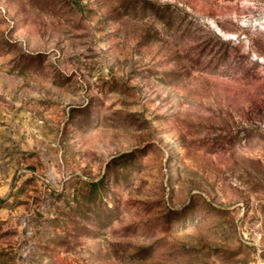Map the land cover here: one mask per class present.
Instances as JSON below:
<instances>
[{
  "label": "rangeland",
  "instance_id": "1",
  "mask_svg": "<svg viewBox=\"0 0 264 264\" xmlns=\"http://www.w3.org/2000/svg\"><path fill=\"white\" fill-rule=\"evenodd\" d=\"M0 264H264V0H0Z\"/></svg>",
  "mask_w": 264,
  "mask_h": 264
}]
</instances>
